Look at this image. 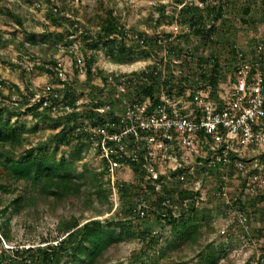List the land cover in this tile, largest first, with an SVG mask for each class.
Listing matches in <instances>:
<instances>
[{
	"label": "rangeland",
	"instance_id": "1",
	"mask_svg": "<svg viewBox=\"0 0 264 264\" xmlns=\"http://www.w3.org/2000/svg\"><path fill=\"white\" fill-rule=\"evenodd\" d=\"M152 1L157 0H0V99L9 101L10 97L14 96L19 102V108L24 109L25 105L32 107L31 99H37L36 95H40L44 89L56 91L62 96V101L68 102L65 98L71 97L78 104L80 112H74L76 116L68 117L69 121L73 120L75 124L90 118L87 105L92 106L95 102L109 103L114 111L121 110L123 105L133 101L134 93L126 87L119 90L106 83L108 73L116 78L117 83L126 76H138L142 69L155 67L152 65L157 60L154 51L159 52V47H153V53L148 52L145 57L142 52L145 49L136 48V43H132L135 41V35L159 33L165 36L170 31L180 34L185 31L184 26L178 27L169 14L161 19L157 9L160 5L153 7ZM196 2L200 0H195ZM225 2V14L216 23L213 43L204 46L190 36L179 40L180 49L185 45L184 48L188 47L197 57L213 55L227 63L232 59V48L249 53V48L257 40L260 39L264 43V0ZM58 7L61 12L55 17L54 8ZM109 8L115 11L120 24L128 31V41L124 43L131 50L134 62L123 65L113 63L107 49L100 45L93 52L96 60L92 65V75L77 74V60L84 57L86 59L91 52V49L84 46V35L88 33L89 40L92 39L99 29L101 17ZM246 8L250 11L244 15ZM171 9L168 8L169 13ZM12 15L22 21L21 27L16 26ZM65 31L69 32L62 42L66 43L65 46H56L59 44L56 43V37ZM30 34L37 36L34 43L29 42ZM51 60L56 61L58 66L56 69L50 68L54 70L53 74L42 68ZM225 67L229 66L223 67V73L228 71ZM57 70L64 71L65 87L61 86V81L57 78ZM177 70L181 71L180 68ZM166 75L169 80L168 70ZM3 107L7 108L0 104V108ZM6 114L7 112L3 116L7 117ZM54 119L55 117L47 114L44 115V122L35 120L30 115L16 119L12 117L10 126L21 133L20 146L15 145V148L10 150L8 145L0 144V155L11 154L16 158L25 150L38 145H42L48 155L53 154L54 145H49L48 141L61 126H65L59 125L53 130L50 127L54 124ZM72 144H59L56 159L72 153L75 149ZM81 157L82 160L76 163L77 171H93L107 196L106 201L97 200L93 194L96 189L91 187L80 195L73 208L68 205L54 206L53 200L47 198L42 203L15 212L13 207H9L14 199L24 196L29 198L36 193H31L29 183L23 180L14 182L1 177L0 170V224L6 223L4 230L9 236V242L4 241L5 246L2 240L0 241V253L7 248L55 245L66 233L71 232L68 225L74 220L78 222L79 228L90 221H97L105 227L106 221L118 222L121 219L122 223L131 225V233L135 236L124 237L121 241L111 244L99 258L102 264H147L155 260L158 264H204L209 248H213L215 254L219 252L215 264H264V188L252 191L248 189L247 183L245 184V177L232 174L229 177L228 196L244 204V210L251 218L247 230L235 222L226 209H221L225 199L219 202L214 201L216 198L208 202L209 206H202L211 207L213 212L207 222L208 228L205 227L206 224L200 227L201 236L198 243H179L171 234L170 226L159 225L153 219H148L147 223L141 221L135 224L127 209L140 196L139 191L127 186L125 191L112 197L97 157L87 148ZM119 179L126 181L128 185L134 181L133 174L127 171H121ZM202 184L205 189L211 186V182L207 183V180ZM2 187L6 192H3ZM212 188L215 186L212 185ZM86 201L89 203L88 209L80 212L79 207L86 204ZM4 208L7 209L5 213ZM178 217H184L185 221L189 219L188 215L180 217L179 214L177 219ZM113 230L116 234L120 232L119 228ZM145 230L148 231L147 234H144ZM140 234L144 236L138 239L137 235ZM170 243L178 245L177 249L167 250ZM162 253H165L164 257L160 256ZM59 260V264H80L75 263L70 256L59 257Z\"/></svg>",
	"mask_w": 264,
	"mask_h": 264
},
{
	"label": "built area",
	"instance_id": "2",
	"mask_svg": "<svg viewBox=\"0 0 264 264\" xmlns=\"http://www.w3.org/2000/svg\"><path fill=\"white\" fill-rule=\"evenodd\" d=\"M174 1H152V6L165 5V13L171 14L168 8L174 7ZM196 5L202 6L201 2ZM184 28L183 33H186L188 28ZM178 35L181 34L170 31L165 36L144 33L141 38L135 37L139 48L147 51L149 48L150 53L154 51L151 48L159 47L158 53L154 51L156 63L152 64L156 70L151 69L155 82L149 76L131 75L117 83L109 73L105 81L119 90L124 87L129 90V84L132 88L140 84L153 85L160 93L156 106L149 97L130 101L117 111L109 103L94 107L95 102L92 106L87 105L90 118L78 124L71 120L68 126L78 125L73 134L84 135L90 152L101 164L112 197L126 190L127 186L139 191L133 210L137 219L142 221L150 213L151 208L145 201L150 189L152 195L148 196L153 202L162 197L164 190L173 188L195 195L192 200L178 201L176 197L174 201L163 200L161 205L171 209L173 214L189 203L195 208L209 206L212 199H208V195L216 194L215 197L225 199L223 205L232 219L247 230L250 215L246 211L240 212L239 206L233 202L238 200L230 198L227 190L229 177L234 173L245 177L248 189L264 188V43L252 45L249 53L231 49L234 53L230 52V62L219 61L220 65L229 67H225L227 72L220 70L215 86L209 82H199L195 86L182 82L165 90L160 85L167 80V70L169 79L177 80L184 77L177 69L196 66L198 58L188 47L184 48L185 45L181 48V57L177 56L176 50L170 51L169 46ZM210 63L213 60L210 59ZM85 64L84 58L78 59L75 71L86 76ZM62 70H57V78L65 87ZM187 77L194 80L191 74ZM36 96L37 99L31 100L33 104L39 103L38 111L47 109L53 118L80 112L75 102L73 106H67L59 92L44 89ZM52 99H58L57 103L50 105ZM0 101L4 106L20 109L14 96L9 101ZM216 167H219L218 174H214ZM121 171L131 172L134 181L128 185L120 180ZM206 180L211 182L208 189L202 184ZM238 203L244 207L243 203Z\"/></svg>",
	"mask_w": 264,
	"mask_h": 264
},
{
	"label": "trees",
	"instance_id": "3",
	"mask_svg": "<svg viewBox=\"0 0 264 264\" xmlns=\"http://www.w3.org/2000/svg\"><path fill=\"white\" fill-rule=\"evenodd\" d=\"M225 1L226 0H200L202 4L200 7L196 5L195 0H175L174 7L171 9V14H169L171 16V20H174L178 26H186L188 31L176 36L175 41L169 46L170 51L175 52L176 50L178 52L177 56L181 57V45H179V40L190 36H193L204 46L209 43H213L216 23L222 19L225 14ZM157 9L159 11L160 18L164 19L165 15H167L165 13L166 6L160 5ZM249 11L250 10L248 8L244 9V15H247ZM60 12L61 8H54L55 17L60 15ZM13 19L16 26H22V21L18 17L13 16ZM242 22L245 23L244 20H242ZM99 24V29L95 35L92 36V39L90 38L89 40L90 35H88V33L84 35V46L87 49H91L89 57L86 59L84 57L86 63L85 68L88 76H91L90 69L96 60L93 52L100 45L107 49V53L111 56L113 63L123 65L134 62L131 50L128 49L127 45L124 43L128 41V31L120 24L118 16L115 15V11L112 8L105 10V15L101 17ZM68 34L69 32L65 31L64 34L57 36L56 43L59 44L56 46H59L60 44L65 46L66 43L62 42L64 37H67ZM142 36H144V33H138L135 35L136 38H141ZM29 38V42L34 43L37 36L35 34H30ZM129 39L131 40V38ZM146 40H148L147 36ZM136 41L138 40L136 39L132 43L134 44ZM260 42L261 40L259 39L253 45ZM135 46L136 48H139L137 43ZM250 49H252V46L249 50ZM149 51V48L148 51H142L145 53V57L146 53ZM251 52H253V50H251ZM231 53H234V50ZM210 59L213 60V63H210ZM219 61L220 59L213 55H209L208 57H198L196 66L191 67L189 65L185 66V68H181V75L184 77H180L177 80H166L162 83V85H160V87L166 90L168 86H179L182 82H186L188 84L190 82V85L193 86L197 85L199 82H209L215 86L217 83V75H219L220 70L225 66L224 64V66L220 65ZM56 67L58 66L54 60H51L46 63V65L42 66L47 73L52 74L54 70H50V68L56 69ZM151 69L156 70V67H148L145 71L142 70L139 75L149 76L154 80L153 76H151ZM190 74L193 76L194 80L187 77V75ZM129 86V90L134 93L133 100L135 102L140 101L144 97H149L153 102V106H156L159 103L160 93L158 88L156 89L155 86L153 87V85L151 86L148 84L136 85L135 88H132L130 84ZM65 100H68V102L65 101L67 106H73L74 101L71 97H68L67 99L65 98ZM57 101L58 99H52L50 105L51 103L56 104ZM0 104L2 105V102H0ZM102 104L103 103L99 102L93 106L98 107ZM38 108L39 103H34L32 107H26L23 110L12 107L0 108V144L8 145L10 150H13L15 145L20 146L21 133L18 129H14L10 126V119L12 117L16 119L19 116L30 115L33 119L44 122V115H50V113L47 109L44 111H38ZM6 112L7 117H4L3 115ZM73 115L76 116V114L73 113L66 116L62 115L54 119V124L50 127L53 130L57 129L59 125L65 126H61V129H59L48 141L49 145H54L53 154L48 155L43 146L38 145L35 148L25 150L16 158L11 154L0 155V170L2 172L1 177H6L7 180H12L14 182L23 180L29 183L31 193H36L35 196H29V198L24 196L14 199L9 204V207H13L15 212H18L21 208H30L33 205L42 203L47 198L53 200L54 206L65 207L68 205L69 208H73L76 200L81 197L80 195L91 187L96 189L93 194L96 195L97 200H107V196L103 193L101 185L98 184L96 175L93 171L88 169H83L80 172L77 171L76 163L82 160V152L85 151L86 148L89 149V144L84 141V135L73 134L74 129L78 125H74V127L68 126V117L71 118ZM66 118H68V121ZM97 121H99V118ZM61 143L65 145L73 143L72 146H74L75 149L69 155H61L58 159H56L55 156L58 151V145ZM218 168L219 167H216L214 174H218ZM2 190L3 192H6L3 187ZM123 191H125V189ZM217 192L221 193V190L217 189ZM85 195L87 196V194ZM148 195H152L151 189ZM148 195L146 196L147 198L145 201L151 209L150 213H148L142 221L147 223L146 221H148V219H153L156 221L155 223L159 225L170 226L171 234L174 236L175 241L196 245L201 236L200 227L201 225L206 224L205 227L208 228L207 222L211 219L213 209L211 207L195 208L193 204L189 203L186 208L180 209V213H177V215L180 214V217H182V215H188L189 219L188 221H185L184 217L181 219L178 217L179 219H177V215H175L176 213L173 214L171 209L163 207L161 202L165 199L174 201L175 197L178 201L186 199L192 200L195 196L193 193L185 190L178 192L177 189L171 188L170 190H164L162 197H159L157 201L153 202H151V198ZM215 195H208V199L213 200L217 198L216 201L221 199V196L215 197ZM138 199L139 197L135 200L137 201ZM136 201L129 206L127 212L132 217L135 224H138L141 223V220L137 219L133 213L137 204ZM233 202L235 206H239L241 213L245 211V208L239 204L238 201ZM87 203L88 202L86 201V204L79 207L80 212L88 209L89 203ZM133 205L134 207H132ZM226 208V206L222 205L221 209ZM120 210H122V208ZM6 211L7 209L4 208V213ZM122 222L123 221H121V219L118 220V222H115L114 220L111 222L106 221L107 226L104 227L97 221H90L77 228L78 222L74 220L68 225V230L71 232L66 233L65 237L60 239L55 245H46L36 248L29 247L6 249L0 253V264H59V257L62 258L67 256H70L75 263L102 264L99 258L105 253L111 244L121 241L124 237L135 236L131 233V225L124 224ZM127 222H129V220ZM249 224L250 221L247 222V226ZM0 225V241L3 240L9 242V236L4 230L6 229V223ZM113 228H119L120 232L116 234ZM209 230H211V228H209ZM147 232L148 231L145 230L144 234H147ZM142 236L144 235H137V238L139 239ZM149 244H152V237L149 240ZM177 246L178 245L170 243L167 245L166 249L175 250L177 249ZM160 256L164 257L165 253H162ZM218 256L219 252L215 254L213 248H209L204 264H215ZM147 264H158V262L155 260L150 261Z\"/></svg>",
	"mask_w": 264,
	"mask_h": 264
}]
</instances>
